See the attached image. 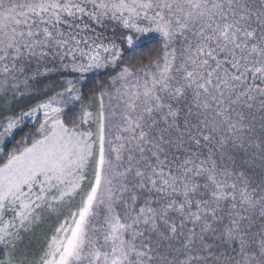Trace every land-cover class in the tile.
Wrapping results in <instances>:
<instances>
[{
  "label": "snow or ice",
  "instance_id": "obj_1",
  "mask_svg": "<svg viewBox=\"0 0 264 264\" xmlns=\"http://www.w3.org/2000/svg\"><path fill=\"white\" fill-rule=\"evenodd\" d=\"M0 264H264V0H0Z\"/></svg>",
  "mask_w": 264,
  "mask_h": 264
}]
</instances>
